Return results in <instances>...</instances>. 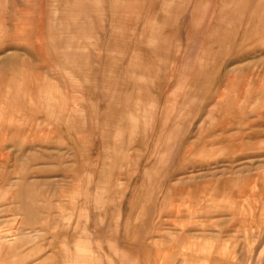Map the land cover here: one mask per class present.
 Returning a JSON list of instances; mask_svg holds the SVG:
<instances>
[{"label":"rangeland","instance_id":"rangeland-1","mask_svg":"<svg viewBox=\"0 0 264 264\" xmlns=\"http://www.w3.org/2000/svg\"><path fill=\"white\" fill-rule=\"evenodd\" d=\"M0 264H264V0H0Z\"/></svg>","mask_w":264,"mask_h":264}]
</instances>
